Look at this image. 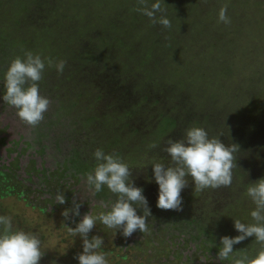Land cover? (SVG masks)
<instances>
[{
  "label": "trees",
  "instance_id": "trees-1",
  "mask_svg": "<svg viewBox=\"0 0 264 264\" xmlns=\"http://www.w3.org/2000/svg\"><path fill=\"white\" fill-rule=\"evenodd\" d=\"M164 2L170 4L168 7L171 6L172 10H180L167 11V18L172 25L170 29L152 24L147 16L136 11L137 0H120L119 4L115 3L120 14L129 18V25H126L125 18L121 15L118 18L110 15V18L105 20L104 16L97 14L93 8V20L87 19L83 9L79 12L70 7V12L76 14L65 12L64 0H56L54 3L52 0H15L9 7L3 6L1 14L10 23L7 25L2 21L0 42L6 34L10 36L11 41L8 45H0L3 50H12L17 45L14 50L16 57H23L25 51H31L42 58H52L54 63L65 60L66 66L62 74L55 69L47 75L44 70L41 83H54L55 86L62 84L70 106H77V96L82 98L85 94L84 101L88 99L85 101L86 109H93L90 118L93 123L98 121L102 124L101 128L105 129L103 144H99L105 149V153H116L125 163L127 159L143 158L142 166H132L131 160L127 162L130 163V168L137 170L132 171V179L135 186L143 189L152 216L157 219L164 218L167 225L172 224L174 228H194L198 231L195 238L203 235L202 238L206 237V242L210 243L221 235H239L234 228V219L244 223L254 222L252 218L248 222L242 221L241 214H250L255 208L254 205L249 208L244 206V198L248 197L247 187L252 182L264 178V165L261 166L263 170L259 176L251 170L252 166H256L254 163L257 159L263 158L264 161V99L262 101L257 98L254 92L259 87L251 84L249 89L242 87V94L232 92L238 96L233 99L239 101L231 107L235 111L231 116L225 112L226 103L231 99L221 103L217 111L209 108L203 110L192 99V95L185 91L189 83L197 81V77L201 76L198 75L199 71L197 76L194 74L190 64L181 70L176 69V75L173 77H181L179 86H173L170 94L168 90H163L165 84L161 79L167 78V72H160L167 69L163 68L166 58H175L180 52V37L191 13L186 0ZM8 3L6 1L5 5ZM177 4L181 7L178 8ZM96 19L102 21V26L96 24ZM105 23H109L112 28H107ZM10 27L16 34L10 31ZM117 58L122 67L115 66ZM136 61L140 63L135 66ZM45 68L49 70L54 66L49 67L46 64ZM79 70V76H74ZM155 73L158 77L154 76ZM193 76L196 77L192 78ZM75 77H78L82 84H76ZM146 77H152L154 80L149 81L150 85H153L145 89ZM79 84L84 87V92L78 91L80 86L73 88V85ZM142 86V91L137 89ZM202 86L198 84L195 92H199ZM131 88L135 91L137 89L140 94L137 91V96L132 94ZM258 91L262 93L263 90L259 88ZM217 99L219 100V97ZM214 100L216 101L215 97ZM231 117L239 118L233 121ZM193 125L203 127L209 137L223 134L219 138L226 145H239L233 183L230 188H209L194 192V181L189 177L188 186L181 192L182 211L162 210L157 207L159 186L154 179L153 166L148 164L146 156L153 157L157 163L168 165L171 158L161 151L165 142L170 137L174 140L182 138L185 130ZM152 143L158 146L149 148L148 145ZM87 159L86 167L94 169L96 161L93 153L91 158L88 156ZM30 164L31 169L35 170L34 161ZM86 167L83 168L84 172H87ZM19 168V156L0 167V199L7 195L27 196L32 191L31 186L19 177ZM163 236L162 233L160 239L159 236H154L157 241L150 240L154 244L152 252L158 255L167 254L165 249L168 245ZM142 245L141 242L139 247ZM203 247L206 248L205 244ZM233 247L243 249L249 256H253L260 245L252 236ZM153 255L151 253L149 257H155Z\"/></svg>",
  "mask_w": 264,
  "mask_h": 264
},
{
  "label": "rangeland",
  "instance_id": "rangeland-1",
  "mask_svg": "<svg viewBox=\"0 0 264 264\" xmlns=\"http://www.w3.org/2000/svg\"><path fill=\"white\" fill-rule=\"evenodd\" d=\"M6 1L9 2L7 5H5ZM55 1L52 0V3ZM64 1L66 3L65 12L76 14L70 12V7H74L79 12L83 9L87 19L93 20L94 16L91 14L94 13L91 9L93 8L97 14H102L105 20L110 18V15L117 18L121 15L125 18L126 25L130 23L129 18L120 14L115 5V3L119 4L120 0ZM125 1L130 2V0ZM152 1L149 0L150 3ZM186 1L191 13L186 19L187 25L180 37V47L182 48L175 58H166V65H163V68L167 69L160 72H167V78L161 79L165 84L162 89L168 90V94H170L173 91V86H179L181 77L174 78L173 75H176L174 73L177 70L190 64L194 74L199 71L198 75L201 76L197 77V81L191 82L192 85L189 83L185 91L192 95V99L203 110L209 108L217 111L220 109L221 103L231 99L229 103H226L227 108L225 107V112L231 116L235 113L231 107L239 101V99L236 101L233 99L238 96L232 92L242 94L243 88L249 89L251 84L263 90L261 93L258 88L254 92L257 98L263 101L264 0ZM14 2L15 0H0V26L3 20L7 25L10 23L1 14L4 10L3 6L9 7ZM225 4L228 6L229 24L218 22L219 10ZM169 5L165 4L164 6L167 11H173L174 9L172 10L171 6L168 7ZM177 6L181 7L179 4ZM178 11L180 10L175 9L173 12ZM95 21L98 26H102L100 19ZM105 26L109 29L112 28L109 23H105ZM10 31L16 34L12 27H10ZM131 39L132 37L129 41ZM9 41H11L10 36L6 34L0 44L3 43L5 46ZM15 47L17 45L12 50H3L0 45V167L9 164L12 158L19 156L18 175L31 186L32 191L27 196L26 194H17L1 198L0 214L12 216L16 227L35 232L40 236L42 250L45 253L39 264H79L75 257L83 251L82 239L79 236H71L65 224L75 227L76 224L73 221L78 223L81 217L89 211L90 214L97 215L99 212L107 210L105 206H110L116 199L106 186L100 193L92 195L86 182V173L93 169L86 167L85 160H88V156L90 159L91 154L97 148L103 149L99 144H103L102 136L105 134L103 132L105 129L101 128L102 124L98 121L93 123L94 121L90 118L93 109H86L85 101L88 99L84 101L85 94L82 98L77 96V106H70L71 103L66 101L68 97L64 95L66 90L62 84L55 86L54 83L48 85L46 82L43 85L42 81L39 82V91L42 96L50 100L49 109L44 113V119L35 128L23 123L16 115L17 110L5 104L2 98L4 72L11 60L16 57ZM139 63L140 61H136L135 66ZM115 66L122 67L118 58L115 60ZM142 67H144L143 63ZM55 69V67L49 68V70L45 68V73L49 75ZM80 73L81 70L74 76H79ZM154 76L158 77V74L155 73ZM177 76L181 75L177 74ZM75 78L76 84L81 83L78 77ZM152 80H154L152 77H146L145 89L153 85H150L149 82ZM81 84L73 85V88L80 86L78 91L84 92V87ZM198 84L203 85L202 89L195 92ZM142 88L143 86L137 89L142 91ZM137 89L136 91L139 93ZM130 91L136 95L133 88ZM236 118L238 120L239 117H231L233 121ZM10 149H12L11 152ZM103 151L105 152V149ZM129 160L132 161V166H142L143 164V158L127 159V161ZM146 160L149 165L157 163L156 159L149 158V155L146 156ZM32 161H34L35 170L31 169ZM127 161L126 163L129 165L130 163ZM263 163V158H260L255 161L256 166L251 167L256 176H259L260 171L263 170L261 167L264 165ZM85 167L87 172L83 170ZM58 189L65 195L66 203L64 204L56 203L55 197ZM74 196L78 201H83L79 209L80 216L70 213L71 219L65 220L62 212L64 209L72 207ZM244 200H246L244 206L247 208L254 205L249 197H245ZM137 213L142 215V209H137ZM250 216L249 213L241 214V219L248 222L252 218ZM167 224L164 218L157 219L151 215L148 218L150 230L148 233L143 234L137 230L132 236L125 238L120 230L115 232L114 229H109L97 221L96 226L89 233V239L94 235L103 237L104 245L101 250L106 253L108 264H231L230 259L223 262L216 259L220 238L223 235L209 243L206 242V237L202 238L203 235L195 238L198 231L196 232L194 228L188 226L174 228L172 224ZM162 233L168 245L165 249L167 254L158 255L152 252L154 244L150 240L157 241L154 236H159L160 239ZM141 242L143 245L139 247ZM203 244L206 248L203 247ZM239 250L233 247V251H237L234 255H238ZM151 253L155 257H149Z\"/></svg>",
  "mask_w": 264,
  "mask_h": 264
},
{
  "label": "clouds",
  "instance_id": "clouds-1",
  "mask_svg": "<svg viewBox=\"0 0 264 264\" xmlns=\"http://www.w3.org/2000/svg\"><path fill=\"white\" fill-rule=\"evenodd\" d=\"M136 11L147 16L152 24L163 28L172 27L167 18V8L164 0H137ZM227 5L221 6L218 22L230 23L227 16ZM54 66L62 74L66 61H54L52 58H42L39 54L25 51L23 57L17 56L11 60L4 72L2 95L5 104L17 110L18 118L28 126L35 128L44 119L50 100L40 94L39 82L43 78L45 67ZM220 135L209 137L208 132L199 126L187 128L180 139H167L161 151L170 156L168 165L153 163L155 182L159 186L157 207L162 210L182 211V190L188 186L189 177L194 181V192L205 189L230 188L233 183V170L237 166L236 154L240 147L236 143L226 145L220 140ZM158 145L152 143L149 148ZM93 156L96 164L92 171L86 173V182L92 195L100 193L104 186L114 194L115 201L97 215L85 213L75 227H67L68 233L82 239L83 251L75 257L79 264H108L106 253L102 251L104 239L94 235L89 239L90 231L97 221L109 229L121 231L128 238L139 230L148 233V218L152 215L148 201L141 187L135 186L132 179V169L116 153L106 154L97 148ZM255 208L251 211L253 223H244L234 219V228L240 233L236 236L224 235L220 238L218 261L231 260V264H264V178L252 182L246 189ZM56 203H66L61 190H57ZM75 196L72 207L63 210L65 220H70L71 214L80 216V206ZM142 209V215L137 213ZM255 237L260 245L255 255L249 256L242 250L238 255L233 246L248 237ZM45 251L42 250L40 236L32 231H25L13 223L10 215L0 214V264H39Z\"/></svg>",
  "mask_w": 264,
  "mask_h": 264
}]
</instances>
